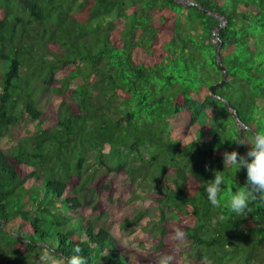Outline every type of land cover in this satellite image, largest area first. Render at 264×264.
<instances>
[{
    "label": "trees",
    "instance_id": "1",
    "mask_svg": "<svg viewBox=\"0 0 264 264\" xmlns=\"http://www.w3.org/2000/svg\"><path fill=\"white\" fill-rule=\"evenodd\" d=\"M187 1L0 0V264H38L44 245L134 264L79 215L112 198L111 172L168 214L158 232L184 231L192 264H264V202L242 218L204 191L223 153L249 148L230 139L264 132V0ZM202 10L226 20L218 40ZM224 175L225 193L245 184L246 170Z\"/></svg>",
    "mask_w": 264,
    "mask_h": 264
},
{
    "label": "rangeland",
    "instance_id": "2",
    "mask_svg": "<svg viewBox=\"0 0 264 264\" xmlns=\"http://www.w3.org/2000/svg\"><path fill=\"white\" fill-rule=\"evenodd\" d=\"M45 101L43 98L40 102L42 108ZM34 126V123L27 121L28 129L32 130ZM190 135L193 136V131ZM108 181L114 187L112 198L107 191H102L94 197L92 205L85 206L79 212L80 216L94 222L97 228L110 231L118 249L129 256L134 264H157L158 258L165 254L174 257L172 264H192L188 242L174 240L170 234H161L157 230L160 223L170 221L167 213H162L163 218L158 219L151 202L142 199L140 187L131 186L125 176L111 172ZM95 206L104 211L100 218L96 216L98 212L93 210ZM135 219L138 220L133 223ZM160 246L168 247V253L161 251Z\"/></svg>",
    "mask_w": 264,
    "mask_h": 264
},
{
    "label": "clouds",
    "instance_id": "3",
    "mask_svg": "<svg viewBox=\"0 0 264 264\" xmlns=\"http://www.w3.org/2000/svg\"><path fill=\"white\" fill-rule=\"evenodd\" d=\"M236 145H249L246 154L241 155L238 151L232 150L223 153V171L212 170L214 179L204 184V191L207 200L214 208H221L224 196H227V208L230 213L237 217H247L251 212L250 205L254 202H264V132H254L248 141L243 138L230 139ZM237 174L241 170H246V181L244 186H237L235 191L225 193L228 180L224 175L225 169ZM220 222H225L227 217L220 215ZM184 231L177 228L175 238L183 239ZM82 249L79 246L74 247L73 254L70 256H61L56 249L47 245L43 246V251L38 255V264H88L85 256L81 255ZM174 257L171 254H165L158 258L157 264H172Z\"/></svg>",
    "mask_w": 264,
    "mask_h": 264
},
{
    "label": "water",
    "instance_id": "4",
    "mask_svg": "<svg viewBox=\"0 0 264 264\" xmlns=\"http://www.w3.org/2000/svg\"><path fill=\"white\" fill-rule=\"evenodd\" d=\"M175 1L177 3H179L180 5H183V6H194L195 5V3L191 2V1H187V0H175ZM202 12L205 13V14H209L211 16H215L219 20V25L215 28V30H214V32L212 34L213 39L214 40H218L219 39L218 38V30H220V29L225 27L226 20L223 17H220L219 15H212L211 13L203 11V10H202ZM219 50H220V48L218 47L217 51H216V65H217V68L219 69V71L222 73V80L218 84H215V85H213L212 87L209 88V93H210V95L212 97H215L214 90L216 88L224 87V85L226 83V70L221 65V58H220ZM225 103L227 104L229 110L232 112L233 116L235 117L238 126L240 128H245L246 129L247 127L240 122L236 111L227 102H225Z\"/></svg>",
    "mask_w": 264,
    "mask_h": 264
}]
</instances>
